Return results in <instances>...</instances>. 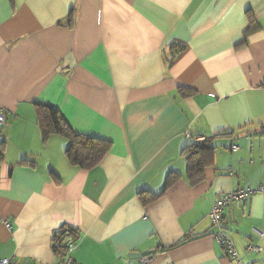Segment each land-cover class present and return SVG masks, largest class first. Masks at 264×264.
<instances>
[{"label":"crops","instance_id":"crops-1","mask_svg":"<svg viewBox=\"0 0 264 264\" xmlns=\"http://www.w3.org/2000/svg\"><path fill=\"white\" fill-rule=\"evenodd\" d=\"M36 104L111 150L73 165ZM0 109V258L58 264L73 228L74 264H264V195L225 209L236 260L208 217L264 185V0H0ZM187 134L211 148L197 183Z\"/></svg>","mask_w":264,"mask_h":264},{"label":"trees","instance_id":"trees-1","mask_svg":"<svg viewBox=\"0 0 264 264\" xmlns=\"http://www.w3.org/2000/svg\"><path fill=\"white\" fill-rule=\"evenodd\" d=\"M183 51V48H179L174 55ZM182 92H186L182 89ZM36 110L39 120V125L41 127L43 136H49L51 134H60L70 141V147L66 151L68 159L73 165L85 170H89L97 166L104 156L111 150L112 142L103 139H97L89 136L79 135L72 131V129L67 125L63 117L61 116L59 110L56 108L45 105L36 104ZM192 143V142H191ZM208 141L201 147L197 148L193 144L190 147V154L187 156L188 171L190 180L193 183H197L204 179V169L208 165L207 161L204 159L202 154L204 151H208ZM209 152V151H208ZM170 185V181L167 183V187ZM147 198L145 194L141 195V200L143 203H148V199L156 200L160 195H150ZM66 233L72 234L78 238L77 232L73 228H63L54 238V242L62 239V236ZM186 243L183 240L176 244L174 247H180ZM55 250L61 254L62 250L56 246Z\"/></svg>","mask_w":264,"mask_h":264},{"label":"built area","instance_id":"built-area-1","mask_svg":"<svg viewBox=\"0 0 264 264\" xmlns=\"http://www.w3.org/2000/svg\"><path fill=\"white\" fill-rule=\"evenodd\" d=\"M7 124L6 113L3 109H0V127ZM195 147H202L206 142V138H198L190 134L186 135ZM232 150H236L237 147L233 146ZM264 195V185L258 186L256 188H239L232 192L221 195L214 203L209 213V219L211 221L214 231V238L218 240L223 249L227 252L228 256L236 260L239 258L238 251L233 243V241L227 236L224 226V212L225 209L237 202L249 201L255 195ZM0 223H4L8 228H11V224L8 221L0 219ZM60 232V231H59ZM58 232V233H59ZM57 233V234H58ZM77 237L72 234L66 233L62 236V239L54 242V246L60 248L62 253L60 254V261L58 264H74L73 254L77 248ZM250 253H259L262 248L250 244L247 248ZM146 264L149 260L145 261ZM0 264H36L33 262L25 260H17L14 258H0Z\"/></svg>","mask_w":264,"mask_h":264},{"label":"water","instance_id":"water-1","mask_svg":"<svg viewBox=\"0 0 264 264\" xmlns=\"http://www.w3.org/2000/svg\"><path fill=\"white\" fill-rule=\"evenodd\" d=\"M156 253L155 251H148V252H144V253H141V254H131L132 256L130 257H136V258H141V257H148L150 256L151 254H154Z\"/></svg>","mask_w":264,"mask_h":264}]
</instances>
